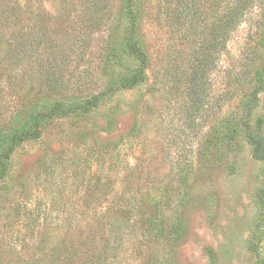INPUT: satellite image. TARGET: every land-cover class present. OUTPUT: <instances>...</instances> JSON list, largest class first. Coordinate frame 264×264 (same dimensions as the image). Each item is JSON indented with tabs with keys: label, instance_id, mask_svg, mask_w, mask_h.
Segmentation results:
<instances>
[{
	"label": "rangeland",
	"instance_id": "1",
	"mask_svg": "<svg viewBox=\"0 0 264 264\" xmlns=\"http://www.w3.org/2000/svg\"><path fill=\"white\" fill-rule=\"evenodd\" d=\"M157 2L145 0L142 38L150 56L145 82L115 93L85 117H55L41 138L12 152L0 178V264H37L28 253L42 237L54 242L81 232L86 246L97 251L98 264H256L252 241L264 257V212L257 202L264 186V160L237 127L250 92L261 83L254 90L257 106L249 118L253 130L264 136V48L248 36L244 23L208 73L201 98L187 92L174 96L171 80L159 91L172 69L167 26L157 15ZM3 3L20 5L24 32L38 22L43 7L50 11V32L72 27L85 31L80 0H0V10ZM120 4L110 0L114 16L107 14L105 21L119 20L115 15ZM7 32L12 34V28ZM103 35L96 34L91 42L93 58L102 53ZM6 39L0 32V51ZM132 63L124 59L112 65L113 79L127 73ZM6 68L0 82L3 130L21 109L23 88L30 83L16 69ZM69 70L76 71L73 81L82 87L79 93L96 94L108 85L102 68ZM191 71L184 69L182 87ZM72 160L80 171L70 167ZM97 177L108 179V193L90 186ZM122 188L127 196L132 188L147 191L145 196L158 204L156 225L141 227L136 217H125L118 237L101 239L107 230L98 220L118 205L114 200Z\"/></svg>",
	"mask_w": 264,
	"mask_h": 264
},
{
	"label": "trees",
	"instance_id": "2",
	"mask_svg": "<svg viewBox=\"0 0 264 264\" xmlns=\"http://www.w3.org/2000/svg\"><path fill=\"white\" fill-rule=\"evenodd\" d=\"M80 2L83 3L82 11L85 13V31L82 33V28L77 27L60 31L52 29L50 32L46 25L50 19V11L45 7L39 13L38 22L29 24V29L24 32L19 18L20 11L18 13L20 5L5 7L6 4L3 3L4 8L0 10V32L6 35L7 43L0 51V82L2 69L8 67L16 69L22 81L30 78V83L23 88L24 103L12 115L9 129L3 130L0 127V178L5 176V171L11 164L10 156L15 147L41 138L43 131L53 124L55 117H85V114L98 111L102 102L115 93L137 89L147 79L150 56L142 38L145 0H121V6L115 15L119 20L116 21H105L107 14H113L108 9L110 0ZM156 8L157 15L163 17L164 26H167V59L172 69L166 75L168 79H163V88H159V91L165 89L167 81L171 80L169 92L174 96L182 97L187 92L193 99L201 98L205 92L204 84L208 73L216 69L218 59L228 48L229 40L244 23L248 24V36L256 39V46L264 48V0H158ZM10 28L12 34L7 32ZM101 32H104L102 53L93 58L89 51L91 42ZM124 59L132 60L133 63L127 73L115 80L113 75L116 71L110 68ZM72 63L77 66L72 67ZM187 67L192 71L186 86L182 87V73ZM101 68L108 78L107 87L96 94L79 93L82 87H76L73 81L76 71L73 73L69 69ZM27 69L34 70L29 72ZM257 73V77L262 79L263 73ZM260 84L250 92L251 99L245 104L237 127L241 128L247 141L253 146L254 154L264 160L263 132L253 130L249 118L257 106L254 99L257 91L254 90ZM1 98L0 87V100ZM60 158L68 165L69 161L65 157ZM70 167L74 171L79 169L75 160H72ZM102 178L97 177L90 186L94 185L98 192L108 193L104 189L108 185V179ZM49 182L52 183L53 179ZM118 191V200H114L118 205L110 206L98 220L99 226L102 227L103 224L104 230H107L100 233L101 239L118 237L121 234V223H125L122 218L125 217H136L135 224L141 227L156 225L158 204L145 196L147 191L136 193L137 190L132 188L129 196L123 188ZM257 202L264 212V186L257 194ZM71 235L54 242L42 237L37 249L28 254L38 261L37 264H98L99 255L94 248L86 246L85 234L81 232L76 236ZM256 246L253 241L249 246L256 254V264H264V257Z\"/></svg>",
	"mask_w": 264,
	"mask_h": 264
}]
</instances>
